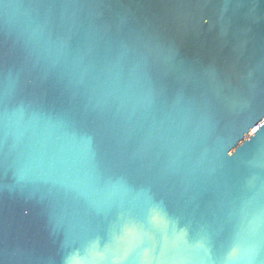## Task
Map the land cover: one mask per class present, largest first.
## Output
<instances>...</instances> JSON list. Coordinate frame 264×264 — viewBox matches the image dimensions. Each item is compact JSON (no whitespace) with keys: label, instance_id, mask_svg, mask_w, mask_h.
Listing matches in <instances>:
<instances>
[{"label":"water","instance_id":"95a60500","mask_svg":"<svg viewBox=\"0 0 264 264\" xmlns=\"http://www.w3.org/2000/svg\"><path fill=\"white\" fill-rule=\"evenodd\" d=\"M0 264H264V0H0Z\"/></svg>","mask_w":264,"mask_h":264}]
</instances>
